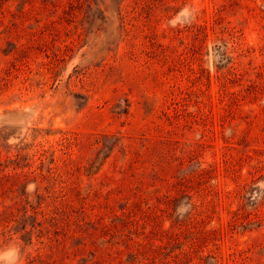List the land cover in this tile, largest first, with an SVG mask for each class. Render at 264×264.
<instances>
[{
    "label": "rangeland",
    "instance_id": "374dc122",
    "mask_svg": "<svg viewBox=\"0 0 264 264\" xmlns=\"http://www.w3.org/2000/svg\"><path fill=\"white\" fill-rule=\"evenodd\" d=\"M0 264H264V0H0Z\"/></svg>",
    "mask_w": 264,
    "mask_h": 264
},
{
    "label": "trees",
    "instance_id": "16d2710c",
    "mask_svg": "<svg viewBox=\"0 0 264 264\" xmlns=\"http://www.w3.org/2000/svg\"><path fill=\"white\" fill-rule=\"evenodd\" d=\"M98 140L96 139V142H97Z\"/></svg>",
    "mask_w": 264,
    "mask_h": 264
}]
</instances>
